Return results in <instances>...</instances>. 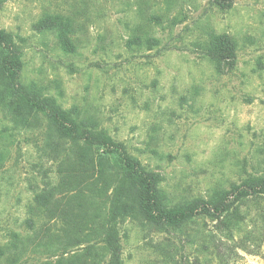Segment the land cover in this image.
Instances as JSON below:
<instances>
[{
    "label": "rangeland",
    "instance_id": "1",
    "mask_svg": "<svg viewBox=\"0 0 264 264\" xmlns=\"http://www.w3.org/2000/svg\"><path fill=\"white\" fill-rule=\"evenodd\" d=\"M170 1L0 0V29L21 47L22 82L38 83L123 141L159 174L174 205L264 174V0H233L227 9L224 0ZM141 9L165 14L149 27L161 39L151 50L127 46ZM57 12L75 20L74 52L38 30ZM210 31L236 36L232 71L216 72L204 55ZM46 135L43 117L37 126L17 125L0 105V245L14 232L32 233L26 219L35 194L58 182L62 155L51 153ZM109 207L107 197L96 199L98 220ZM239 210L232 232L203 215L172 231L142 218L120 221L122 264H264V195L242 200ZM43 257L28 253L20 264Z\"/></svg>",
    "mask_w": 264,
    "mask_h": 264
},
{
    "label": "trees",
    "instance_id": "2",
    "mask_svg": "<svg viewBox=\"0 0 264 264\" xmlns=\"http://www.w3.org/2000/svg\"><path fill=\"white\" fill-rule=\"evenodd\" d=\"M224 1L221 9L232 6L233 0ZM166 4L171 5V1L166 0ZM139 16L142 22L135 25L127 46L148 50L159 47L161 39L152 35L149 27L161 25L165 14H147L141 9ZM167 20L172 25L180 21L177 16H168ZM74 21L64 13H47L37 27L57 35L62 47L74 52ZM201 47L216 72L236 67L235 35L210 31ZM22 66L20 45L12 32L1 28L0 105L17 125L37 126L43 117L47 123L46 146L62 159L58 182L38 191L29 207L31 215L26 223L32 233H12L0 245V264H20L28 253L43 254L39 264H122L120 221L142 218L172 231L203 215L216 221L221 230L232 232L242 218L239 202L264 195V174H251L229 189L218 188L207 197L169 204L159 185V174L148 169L123 141L106 133L91 116L82 115L77 106L64 108L38 83L22 82ZM3 158L0 150V161ZM104 197L110 207L100 221L93 206L97 198ZM98 239L101 248L94 242ZM79 245L84 246L76 250Z\"/></svg>",
    "mask_w": 264,
    "mask_h": 264
}]
</instances>
